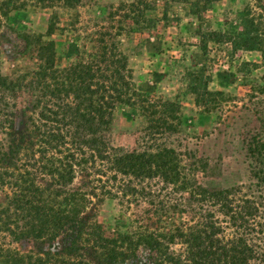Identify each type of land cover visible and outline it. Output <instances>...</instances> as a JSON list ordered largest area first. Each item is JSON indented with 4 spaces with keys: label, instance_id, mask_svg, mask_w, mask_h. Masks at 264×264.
Listing matches in <instances>:
<instances>
[{
    "label": "rangeland",
    "instance_id": "374dc122",
    "mask_svg": "<svg viewBox=\"0 0 264 264\" xmlns=\"http://www.w3.org/2000/svg\"><path fill=\"white\" fill-rule=\"evenodd\" d=\"M2 1L8 5L0 4V72L15 82L24 78L33 89L0 88V143L34 142L28 147L36 149L31 119L41 110L34 106L38 83L46 85L47 101L59 103L51 94L61 84L72 90L77 80L67 71L90 69L93 76L81 83L98 93L105 87L103 95L113 97L108 124L98 133L108 145L145 152L148 158L173 155L176 178L169 184L153 174L141 184L134 178L133 186H149L160 199L166 198L165 188L174 198L189 200L196 185L255 200L260 227L254 237L264 255V184L256 177L264 169V152L257 148L264 144V0ZM66 94L67 102L75 101L66 91L59 99L66 100ZM88 98L97 102L96 96ZM85 181L78 175L75 186ZM11 190L0 189V205ZM127 197L138 201L130 209L120 204L125 198L119 195L84 216L95 214L112 232L126 231L122 215L155 220L145 197ZM208 204H192L194 211L186 207V213L171 217L198 221ZM219 210L208 211L226 220ZM1 246L19 253L61 252L67 242L63 235L38 242L2 233ZM138 251L142 264L147 251ZM0 264L6 263L0 259Z\"/></svg>",
    "mask_w": 264,
    "mask_h": 264
},
{
    "label": "trees",
    "instance_id": "16d2710c",
    "mask_svg": "<svg viewBox=\"0 0 264 264\" xmlns=\"http://www.w3.org/2000/svg\"><path fill=\"white\" fill-rule=\"evenodd\" d=\"M0 4L7 6L8 2ZM67 74L76 75L77 80L73 81L72 90L61 84L57 94H51L59 103L47 101L46 85L38 83L34 106L41 110L38 118L31 119L38 136L37 148L28 147L34 142L0 143V189L12 188L11 196L0 205V235L7 233L15 241L38 242L63 235L67 248L61 252L19 253L1 246L0 259L4 263L140 264L138 247H142L147 251L146 256L141 254L146 260L142 264H264V255L258 251L260 246L254 237L260 227L255 220L260 213L255 200H236L232 198L234 190L208 191L196 185L191 187L189 200L174 198L165 188L162 190L166 198L160 199L149 186L134 187V178L139 184L153 174L161 175L164 184L176 178L172 153L168 157L160 154L148 158L145 152L109 146L98 133L108 124L113 97L103 95L105 87L98 93L81 83L93 76L90 69L79 73L72 69ZM1 87L33 89L24 78L15 82L0 72ZM65 91L72 93L74 102H67V94L66 100L59 99ZM92 95L97 102L88 98ZM0 127H4L2 118ZM257 148L261 154L264 152V144L258 143ZM78 175H84L86 181L75 186ZM256 177L264 184V169ZM40 178L46 184L39 183ZM128 194L136 200L145 197L141 199L154 207L155 220H129L122 215L119 221L126 231L112 232L95 219V214L84 216L90 207L97 208L104 199H117L119 195L125 198L120 204L130 209L138 201L128 199ZM198 203H210L206 210L201 208L205 213L199 214L200 220L171 217L172 213H186V207L192 210V204ZM217 206L226 220L217 219L208 211ZM176 244L185 248L177 251L172 248Z\"/></svg>",
    "mask_w": 264,
    "mask_h": 264
}]
</instances>
